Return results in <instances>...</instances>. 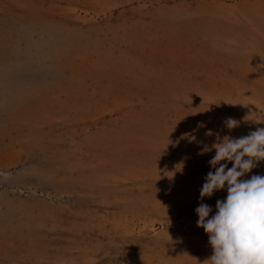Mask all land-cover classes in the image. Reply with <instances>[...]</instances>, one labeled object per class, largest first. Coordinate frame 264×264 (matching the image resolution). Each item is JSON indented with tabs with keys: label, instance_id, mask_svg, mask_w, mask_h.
<instances>
[{
	"label": "rangeland",
	"instance_id": "obj_1",
	"mask_svg": "<svg viewBox=\"0 0 264 264\" xmlns=\"http://www.w3.org/2000/svg\"><path fill=\"white\" fill-rule=\"evenodd\" d=\"M263 38L264 0H0V264H210L195 208L213 145L264 128L228 85Z\"/></svg>",
	"mask_w": 264,
	"mask_h": 264
},
{
	"label": "clouds",
	"instance_id": "obj_2",
	"mask_svg": "<svg viewBox=\"0 0 264 264\" xmlns=\"http://www.w3.org/2000/svg\"><path fill=\"white\" fill-rule=\"evenodd\" d=\"M238 126L235 119L226 121L228 129ZM213 147L215 155L208 163L214 171L204 177L200 199L220 190L227 195L216 201L210 218V205L201 202L195 208L196 224L208 234L213 250L210 264H264V175L241 179L264 161V128L239 138L226 136Z\"/></svg>",
	"mask_w": 264,
	"mask_h": 264
},
{
	"label": "crops",
	"instance_id": "obj_3",
	"mask_svg": "<svg viewBox=\"0 0 264 264\" xmlns=\"http://www.w3.org/2000/svg\"><path fill=\"white\" fill-rule=\"evenodd\" d=\"M253 47L259 49L253 53L251 61L247 64L252 70L231 71L228 74L230 90H259L264 91V38L255 41Z\"/></svg>",
	"mask_w": 264,
	"mask_h": 264
}]
</instances>
